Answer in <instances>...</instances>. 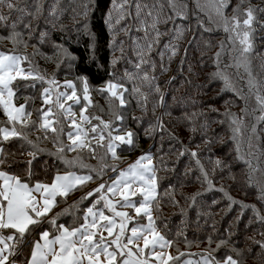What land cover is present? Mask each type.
<instances>
[{
	"label": "trees",
	"instance_id": "obj_1",
	"mask_svg": "<svg viewBox=\"0 0 264 264\" xmlns=\"http://www.w3.org/2000/svg\"><path fill=\"white\" fill-rule=\"evenodd\" d=\"M39 2L43 6V12L38 21H33L32 35L29 36L28 30L24 28V24L32 18L23 16L22 22L16 28V31L22 33V38L18 42L13 43L8 38L12 31L10 28L0 29V37H2L0 38V51L26 56L28 59L23 63L24 65L32 63L34 70L29 69L28 65L25 66L28 71L33 72V75H41L36 71L39 67H43L47 73L54 75L57 85L61 87V92L70 94L72 90L65 87V81L74 82L80 102L74 103L66 100L65 108L71 105V110H75V117L81 115L82 109H86L84 113L87 116L100 117L101 120V117H105L103 115L105 112L97 99L101 98V93H107L101 89H105L109 81L122 84L127 89L123 93L125 104L119 105V100L111 97L109 93H107V102L112 109L115 104L117 105L116 113L112 110V116L119 115L123 119L127 117L129 122L125 128L132 130L136 139L132 145L120 144L116 153L118 157L126 159L139 152H145L147 146L150 147L148 152H151L155 159L159 185L158 205L154 202L159 229L171 241L175 249L203 250L204 247L195 245L209 243L208 237L212 238L209 244L216 245L221 239L227 238L230 245L238 249H246L244 254L237 256L236 253L221 247L218 252L214 253L215 255L232 254L234 258L242 260L243 264H264V256L260 255L261 249L253 245L249 239L250 237H255L257 240L264 239V236L260 235L264 232V225L255 219L251 209H242L240 204L229 205L227 198L218 190L223 186L235 200L245 204H255L264 212V205L258 200L259 189L247 182L248 165L244 160L236 158L238 154L234 151L235 142L231 139L229 124L231 117L224 114L226 110L240 114L245 108V102L233 91L225 89L223 81L209 79L210 74L216 71L215 53L220 51V43L224 42L226 48L230 47L228 34L223 28L208 22L203 14L200 18L204 20V26L198 27V21L192 14V3L189 0L187 19L174 21L175 24L183 25L187 29L179 41V54L170 61L167 57L161 59L159 53L169 42L173 27L172 22L162 24L160 31L165 35L160 37L159 43L154 45L150 53L155 69L147 64H141L140 68H137V64L140 63L137 55V41L144 42V33L142 30L137 31L136 28L128 33L118 32L115 36L117 46H114L113 34L104 23L106 14L111 10L112 0H93L88 15V29L93 33L91 37L82 28L83 17L77 15L83 11V5L87 0H59L58 4L57 0H39ZM32 4L33 0H28L27 10L29 12L35 10ZM237 4H240L241 20L250 5L264 8V0H244L242 4L241 0H231L227 11L229 16L234 14L233 8ZM21 7L24 5L21 4ZM54 8L58 10L55 16L52 15ZM4 10L7 12L6 8ZM132 11L134 12V9ZM168 14L173 15L171 11ZM254 15L257 16L259 22L264 23V12L254 13ZM18 17H21L20 13L13 12L11 15V19ZM131 23L133 21L130 19L121 21L117 27ZM253 27L256 31L253 40L254 50L250 57L252 72L257 80H264V67H262L264 64V28L260 26V23L255 22ZM41 32H47L46 39L40 40ZM57 45L62 46L75 59L70 61L56 47ZM230 55L231 53L226 51L221 56V60L225 63L229 62ZM113 59H118L115 65L112 63ZM182 60L183 63H181ZM162 65L167 69L166 71H161ZM145 72L150 76H155L154 83L159 88V92L140 79ZM126 73L134 79H129ZM81 78H86L88 81V95L91 103L83 99ZM29 81L31 85L28 84ZM16 84H19V88ZM13 87L15 100L22 102L26 106V112L31 113L27 119L31 117L32 121L39 122L40 113L37 109L44 105L42 92L44 88H47L45 84L40 80L22 81L18 78L13 82ZM236 87L242 90V95L247 93V78L237 80ZM133 88H139L146 95V104H142L141 97L133 93ZM261 91L264 92V88ZM161 94L165 101L163 106L158 103ZM111 98L115 101L112 104L109 102ZM210 107L218 111H209ZM248 107L250 110L257 108L254 96L249 98ZM201 111L207 113L206 117L196 118L194 124L190 119H186V117L190 118L193 113ZM261 115L264 114L257 109L253 114L244 117L248 127L244 131L245 143L242 144L245 159L251 160L253 166L262 170L254 174V178L257 179L264 175V120L257 119ZM134 117L140 119L137 120ZM61 118L65 120L64 115ZM205 119L209 121L210 127L201 130L200 125ZM99 123L100 121L92 119L91 124L87 126L91 131L92 125ZM158 123L161 127H157ZM60 124L63 125L65 133L60 139L67 145L71 143L66 135L71 125L62 121ZM253 125L256 129L255 133L252 132ZM17 126V130L22 131L45 151L37 154L36 159L32 161L33 174L30 179H27L28 165L25 161L31 159L29 153L33 149L22 139L15 137L9 141L0 142L7 156L4 169L22 176L27 181L40 182L53 179L59 171L78 169L82 170L81 172L88 171L79 167L68 168L52 154L60 145L56 143V138L50 132L47 134L48 138L45 139L43 129L38 130L34 126L22 128L20 124ZM0 127L11 128L3 108H0ZM193 127L197 128L196 132L192 131ZM249 138L251 148L247 146ZM45 141L46 145L43 144ZM92 141L95 144V141ZM208 141L212 142L208 143ZM103 143H108L107 136ZM98 148L105 151L104 147ZM188 150L198 153V159L208 172L209 179L214 181L213 190H207V183L195 163L197 157L190 156ZM181 152L184 155L181 156ZM64 155L68 159H73L75 155H78L85 164L97 162L99 159L96 148L94 156L87 148L66 151ZM104 156L113 160L110 154H106V151ZM217 158L226 160L231 165L235 180L227 178V171L223 173L212 171L213 162ZM222 176L225 178H221ZM166 190L172 192L171 198L164 195ZM197 192L201 194L193 203L190 197ZM173 200L178 203H173ZM86 206L87 204H80L72 208L75 209L74 212L78 219ZM59 219L63 218L58 217ZM45 226L50 227L47 224L42 227ZM55 227H52L53 231ZM39 231L38 229L36 233Z\"/></svg>",
	"mask_w": 264,
	"mask_h": 264
},
{
	"label": "snow or ice",
	"instance_id": "obj_2",
	"mask_svg": "<svg viewBox=\"0 0 264 264\" xmlns=\"http://www.w3.org/2000/svg\"><path fill=\"white\" fill-rule=\"evenodd\" d=\"M244 0H241V4ZM59 0H57V4ZM192 14L196 16L198 27L204 26V20L200 18L203 14L208 22L222 27L224 32L228 34V41L230 47L225 46L224 42L220 43V51L215 53L216 71L211 73L209 79H216L223 81L224 87L227 90L233 91L238 98L245 102V108L241 110L240 114L232 113L230 110L225 111V115L231 117L229 124L231 128V139L235 142L234 151L238 154L237 159L244 160L248 165L246 173L247 182L259 189L258 200L264 205V175L260 178H254V174L262 171L259 167L253 166L252 161L245 159V153L242 151V144L245 143L244 131L248 127L245 123L244 117L253 114L257 109L264 114V80H257L252 72L251 54L254 50V33L256 29L253 27L254 22L260 23L264 28V23L257 20L254 13L264 12V8L256 6H249L244 12V18H240V4L233 8V15L227 14L228 8L231 5V0H191ZM21 4L24 7H21ZM93 0H87L83 5V11L77 13L83 17L82 28L88 32L91 37L93 33L88 29V15L91 11ZM32 7L34 11L29 12L28 0H0V29L10 28L12 31L8 38L13 43L18 42L22 38V33L16 31L19 23L22 22L23 16H30L32 19L24 24V28L28 30L29 36L33 33V21H38L43 12V6L39 0H33ZM189 0H112L111 10L106 14L104 23L113 34V44L116 45L115 36L118 32L128 33L133 28L137 31H143V43L137 41V55L141 64H147L149 67L155 69V63L150 59V53L154 45L160 41V37L165 33L160 31V25L173 23L171 29V38L167 44L163 46V50L159 53L161 59L165 57L170 61L177 56L180 51L179 41L183 38L187 29L183 25L174 23L176 19H187L188 17ZM7 9L5 12L4 9ZM134 9V12L132 11ZM171 11L173 15H169ZM13 12L20 13L21 17L11 19ZM58 14L57 9L52 10V15ZM132 20L133 23L121 24V21ZM208 30V29H206ZM47 32H41L40 40L47 37ZM2 38V37H0ZM122 43V42H121ZM209 47L211 45H208ZM64 55L71 61L72 57L62 46H56ZM121 47V51H122ZM231 53L229 62L225 63L221 60V56L225 52ZM26 56L10 55L4 51H0V108L8 117L9 127H0V142L9 141L11 138H19L33 149L29 153L31 159L25 161L28 165L27 179L32 176L31 164L36 159L37 154L45 151L40 149L32 140L28 138L22 131L17 130L16 124L19 123L21 127L34 126L38 130L43 129L47 139V134L50 132L55 138L56 143L60 146L55 153H52L61 160L68 168L79 167L87 169L88 174L78 175L74 171H69L64 175L57 173L54 176L52 183H43L40 181L30 185L27 180H22L20 176L10 174L8 171L0 170V264H9L10 257L11 264H16L15 257H22L21 264H117V256L127 257L122 260V264H148L147 259H140V254L148 249L150 252L160 260V264H167L164 260V253L155 252L159 246L164 248L169 241L161 235L155 226L154 217L152 215L153 202L158 205V178L156 171L152 166V157L149 154L142 155L135 163L130 164L126 170L119 171L116 165H107L103 163L104 157H101L102 167L96 170L93 166L85 164L80 156L73 159H68L64 155L66 151L83 150L85 148L94 156L96 147H104L106 154H110L112 159H117L116 149L119 144H133V137L135 133L128 131L125 135H112V131H102V129H111V122H104L100 117H89L84 115L86 109L81 111V119L83 122L91 124L92 119L100 121L97 125L91 127V140L89 139V131L76 123L74 114L71 110V105L65 108L62 100L80 102V97L77 96L76 86L72 81H65V87L71 89V93L56 92L55 98H52L54 89L52 86L56 83L55 80H49L50 87L44 88L42 92L43 104L47 107L37 109L40 113V121H26V117L31 113L26 112L25 105L16 106L13 102L15 92L13 90V82L19 80L28 81L40 80L44 81L45 77L42 75H33L31 70L25 72L21 67V62L27 60ZM118 59H113L112 63L115 65ZM183 63V60L181 61ZM264 67V64H262ZM167 69L161 66V71ZM232 70V71H230ZM129 79H134L130 74H125ZM247 78L248 92L241 94L242 90L236 87L237 80ZM141 80L146 82L150 87H154L155 91L159 92V88L155 86V76H150L145 72ZM83 85L82 91L84 93L83 99L89 101V85L86 78H81ZM19 87V84L16 85ZM34 86V85H32ZM119 89V92L117 91ZM101 91L107 92L111 97L119 100L120 105L125 104L123 93L127 91L122 84H116L111 81L108 82L105 89ZM133 93L141 97L142 104H146L147 97L141 92L139 88H133ZM256 100L257 108L250 110L248 107V100L253 97ZM158 103L163 106L165 104L163 95H160ZM53 108L57 111L53 112ZM209 111H218L215 108H209ZM58 114V115H57ZM67 114V118L71 120V129L67 132V139L71 142L67 145L60 139L64 133V127L60 124L59 116ZM207 113L201 111L193 113L192 116L186 117L194 124L196 118L206 117ZM56 116V119L52 117ZM139 120V117H134ZM258 120H264V115L257 117ZM117 121H122L123 117L117 115ZM223 123V121H221ZM157 127H161L158 123ZM210 123L205 119L204 123L200 125V129H207ZM193 132L197 128H192ZM255 126H252V132L255 133ZM105 136L108 138V143L104 144ZM94 140L95 144L91 141ZM212 141H208L211 143ZM248 148H251L250 138L247 141ZM188 154L192 157H197L195 163L199 167L204 181L207 183V190L211 191L215 187L214 181L209 179L208 172L204 169L198 159V153L188 150ZM250 154V153H249ZM180 155H184L183 152ZM7 156L5 150L0 146V169L3 168ZM147 160L144 164L142 161ZM213 172L219 171L221 173L227 171V178L235 180V176L231 172V165L226 160L217 158L214 162ZM111 167L112 171H118V179L112 181L110 184L101 183L97 188L81 197V200L88 197L98 195L99 198L94 201L86 210L83 216V223L78 227L71 228L64 225L55 227L54 232L44 229L42 226L47 224L49 226L56 225V218L68 211L65 209L63 213H56L51 218L48 214L52 212L56 203V198H66L72 191L76 190L78 186H84L87 182L93 180V174L96 178H102L103 169ZM225 178V177H221ZM199 179V177H198ZM139 184V187L133 185ZM227 198L229 205L240 204L242 209H251L254 213L255 219L264 225V212L261 211L255 204H245L242 201L235 200L223 186L218 189ZM201 193L197 192L191 196L190 199L195 202V199ZM165 196L172 197V192L166 190ZM119 196V199L114 200V197ZM139 196L138 200L133 197ZM173 203L178 201L173 200ZM122 208L134 209L135 216H144L147 218L146 224H140L135 220L134 216L127 211H118L117 206ZM108 215H105V212ZM129 224L133 226L129 229ZM40 230L37 234L40 239H30L34 232ZM103 229V231H101ZM5 230L9 231L5 235ZM107 232V236L103 232ZM130 233V234H129ZM264 236V232L260 233ZM209 243L212 238L208 237ZM253 245L261 249L260 255L264 256V239L257 240L255 237L249 238ZM143 240V246L137 243ZM30 247V257L24 255L23 249ZM221 247L226 248L229 252L236 253L237 256H242L246 249H238L234 245H230L229 239H221L217 245L219 250ZM135 249V251H134ZM214 250V251H216ZM250 251V249H247ZM180 255H184L181 253ZM191 255H200L203 259V264H243V261L234 258L232 254H226L223 260L216 259L215 256L209 252L195 253ZM105 260H101V257ZM169 260H178L179 256H168ZM185 264H193L191 261H185ZM199 264V262H196Z\"/></svg>",
	"mask_w": 264,
	"mask_h": 264
},
{
	"label": "rangeland",
	"instance_id": "obj_3",
	"mask_svg": "<svg viewBox=\"0 0 264 264\" xmlns=\"http://www.w3.org/2000/svg\"><path fill=\"white\" fill-rule=\"evenodd\" d=\"M7 54H10V55H18V54H13V53H7ZM25 65H28V68L31 69V70H34V66L32 65L31 62H29V64H25ZM24 65L23 61L21 62V67L25 70V72H27L28 70L26 69V66ZM36 73H40L42 76L45 77V80L44 81H41L45 84V86L48 88L50 87L49 84H48V81L49 80H56V78L54 77V75H50L49 73H47L43 67H39L38 70L36 71ZM56 82V81H55ZM17 83V82H16ZM29 85H31V81L28 82ZM17 85V84H16ZM107 87V85H106ZM105 87V88H106ZM19 88V87H18ZM52 88L54 89V91L52 92V98L54 99L55 98V94L56 92H61V87H59L57 85V82L52 86ZM13 90L15 91L14 87H13ZM119 92V89L117 90ZM108 100V94L107 93H101V98L98 97L97 99V102L100 104L102 110L105 112L103 113V115L105 117H101L102 121L104 122H111V129H103V131L107 132L109 130L112 131V135L115 136V135H125L128 131H131L133 132L132 130L130 129H127V127L125 128V125H127V123L129 122V120L127 119V117L125 116L123 121H117L116 120V117L115 116H112L111 113H112V110L114 113H116V104L114 105V108L112 109V106H110L107 102ZM66 100H62L61 102L64 103L65 105H67L65 103ZM13 102L16 106H19V105H24L22 102H17L15 100V96L13 97ZM109 102H111V104L114 101V98H111L109 99ZM120 105V104H119ZM44 106V105H43ZM41 106V107H43ZM45 108L47 107L46 105L44 106ZM72 108V106H71ZM56 109L53 108V112L56 113ZM120 112H121V109H120ZM72 113L74 114V119L76 120V123L77 124H80L81 127L85 128L86 130L89 131V139L91 138V131H90V127H88V123H85L82 121L81 119V115H78L77 117H75V110H72ZM85 114V113H84ZM58 115V114H57ZM86 115V114H85ZM39 117V116H38ZM65 117V120H62L61 116H59V121L63 122V123H67L69 125H71V120L67 118V114L64 115ZM57 117L54 116L52 117V119H56ZM26 121H32V118L30 117L29 120L27 119L26 117ZM19 123L16 124V126L18 125ZM18 127V126H17ZM71 128V126H69V129ZM70 130H74V129H70ZM134 133V132H133ZM136 137L134 136L133 137V141H135ZM107 140V139H106ZM93 142V141H91ZM106 142V141H105ZM46 141L43 143L44 145H46ZM122 145V143H121ZM120 146V144H119ZM118 146V147H119ZM117 147V148H118ZM149 146H147V149L145 152H139L137 154H134L133 156L131 157H127L126 159H123V158H120L118 157L117 159H113V160H109V158H106V156H104V153L105 151H103L101 148H98L96 147V151H97V154L99 156V159L97 162H93V163H88V165L90 164L91 166H93V168H95L96 170H100L101 167H102V161H101V157H104V161L103 163H106L107 165L111 166V165H116L118 170L119 171H123V170H126L128 168V166L130 164H133L136 162V160L141 157L142 155H145V154H149L151 155L152 157V166L154 167L155 171H156V162H155V159L154 157L152 156L151 152H148L149 151ZM76 157L78 155H75ZM74 156V158H75ZM142 163L144 164H147L148 161L145 160V161H142ZM111 167H105L103 169V174H102V178H96L95 174L94 175V179L93 181H90V182H87L86 185L84 186H78L76 188V190L72 191L66 198H62V197H57L56 198V203H55V206L53 207L52 209V212H50L48 214V218H51L54 214L56 213H63L65 209H68V211L64 214H61L59 215L58 217H61L63 219H59L58 220V217L56 218V225L54 226H58V225H64L65 227H68V228H71V227H78L81 223H83V216L85 215L86 213V210L89 206H91L92 203H94V201L96 199L99 198L98 195H94V196H91V197H88L86 199H83L81 200V197H84L86 193L92 191L93 189L97 188L99 184L101 183H105V184H110L112 181H115L118 179V171H112L110 170ZM0 170H5V171H8L4 168L0 169ZM69 171H74L76 172L78 175H84V174H88V171H83L81 172L82 170H69ZM69 171H59L57 173H59L60 175H64L66 174L67 172ZM10 174H15V175H18L16 173H13V172H10L8 171ZM56 173V174H57ZM156 175H157V171H156ZM20 176V175H18ZM22 180H25L22 176H20ZM54 179V178H53ZM53 179L49 180V181H41L43 183H52ZM29 182L30 185L34 184L35 182L37 181H27ZM133 187H139V184H136V185H133ZM114 200L116 199H119V196L117 197H114L113 198ZM134 200H138L139 199V196H136V197H133ZM62 200V204L60 205V202ZM80 204H87L86 207L83 208V213L80 217V219H78L76 216V212L75 209H72L73 207L75 206H79ZM152 207V215L154 217V223H155V226L157 228V231L163 235L165 237V240L166 241H169L170 244H168L167 246H165L164 248H160L159 246L155 249V252H162L164 253V260L167 261V264H185V261H191L193 262V264H196V262H199V264H203V259L200 255H191V254H195V253H204V254H207L209 252H211L216 259H219V260H223V258L225 256H218V255H215L214 253L218 250L217 249V245L216 244H209V243H205L204 245H195V246H198V247H204L205 249H191V250H187L185 248H181V249H175L173 244L171 243L170 240L167 239V237L164 235V233L159 229L158 225H157V221H156V215H155V211H154V202L153 204L151 205ZM117 210L118 211H127L129 212L131 215L134 216L135 220H137L140 224H146L147 223V218L144 217V216H135V213H134V209L132 208H122L120 207L119 205L117 206ZM109 213L106 211L105 212V215H108ZM133 226V224H129V229ZM52 227L53 226H45L43 227L44 229H47L49 230L50 232H54L52 230ZM101 231H103V229H101ZM9 234V231L8 230H5V235H8ZM103 234L105 236H107V232L104 231ZM130 234V233H129ZM30 239H40L39 235L34 232L33 233V236L30 238ZM137 243L140 244V246H143V240H139ZM27 249H29V251L27 252ZM216 250V251H214ZM24 251V255L26 257H30V247H25L23 249ZM135 251V249H134ZM27 252V253H26ZM181 253H184V255H180ZM172 256V257H177L179 256V259L178 260H169L168 259V256ZM127 257H120V256H117V264H122V260L125 259ZM140 259H147L148 260V264H160V260L156 258V256L153 254V252H150L148 249H145V252L143 254H140L139 256ZM13 258L10 257V261H9V264H11V260ZM14 259H16V264H21L23 258L22 257H15ZM101 260H105V258L102 256L101 257ZM24 264H26V261H24ZM85 264H87V261L85 260ZM106 264V262H105Z\"/></svg>",
	"mask_w": 264,
	"mask_h": 264
}]
</instances>
